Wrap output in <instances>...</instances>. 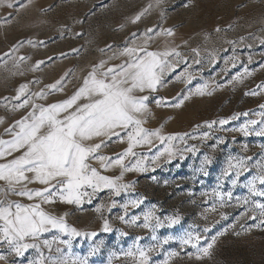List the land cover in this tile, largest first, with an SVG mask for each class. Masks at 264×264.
Listing matches in <instances>:
<instances>
[{"label": "rangeland", "instance_id": "374dc122", "mask_svg": "<svg viewBox=\"0 0 264 264\" xmlns=\"http://www.w3.org/2000/svg\"><path fill=\"white\" fill-rule=\"evenodd\" d=\"M11 3V8L0 6V140L13 139V133L19 130L17 121L28 117L34 105L38 111L39 106L62 102L64 93L73 90L65 85L72 75L82 77V73L91 71L100 61H106L105 68L123 64L128 59L120 55L125 47L142 46L149 51L175 49L180 53L168 57L173 67L162 75L157 91L143 93L149 97L150 113L144 117L146 122L142 126L161 129L164 136L187 135L183 140L172 141L171 158L164 153L155 162L152 158L169 147L167 141L161 143L153 138L152 145L134 148L137 156L126 157L125 163L130 166L138 158H147V170L125 172L120 182L131 187L119 196L104 189L94 194L90 202L85 197L80 205L59 201L43 204L45 211L65 216L69 226L87 234L74 237L71 249L58 245L63 254L88 256L99 244V251L88 256L89 264H137L134 258L121 253L137 238L141 246L155 243L151 229L141 226L143 214L154 209L164 225L156 229L155 235L161 241L167 237L174 239L151 252L149 264H161L169 252L178 255L168 259V264H264V225L256 227L260 218L250 219L253 213H246L248 206L236 200L247 195L243 185L257 174V164L264 163V135L256 134L264 128V0H159V3L11 0ZM140 13L144 14L133 23ZM150 28L153 32L148 33ZM162 29H171L174 35H157ZM186 74H191L190 81ZM237 76L241 78L235 80ZM204 84L208 85L205 94H195L196 88ZM22 85L26 87L21 93ZM190 91L193 94L182 106H173ZM253 92L256 94L252 95ZM157 99L162 100L161 106H157ZM25 100L27 105L18 107ZM234 116L237 118L232 119ZM221 119L229 123L220 125ZM250 120L257 123L249 125L248 134L239 131ZM212 121L216 123L209 128L207 123ZM120 136L123 142L116 136L106 139L98 154L115 159L124 152L128 141L124 132ZM18 155L19 152H14L0 159V163ZM206 156L210 164H203ZM229 157L246 158L250 169L242 174L236 186L230 178L222 177ZM89 163L103 175H120L118 166L104 170L97 160L91 159ZM43 187L38 182L27 184L33 190ZM214 191H231L233 199L226 200L221 207ZM135 199L143 202L139 207L129 206L125 214L122 205ZM0 200L34 202L8 192L3 181ZM98 207L100 211L96 210ZM122 215L124 221L119 219ZM133 216L140 219L131 223ZM166 217H179V223L170 225ZM105 220L110 225L109 232L103 231ZM204 228L210 230L205 233ZM193 230L201 234V246L224 233L217 236L210 257L197 259L193 248L179 243L180 237ZM122 232L126 235L122 236ZM53 236L68 239L52 231L41 240ZM56 247L54 244L49 252L41 244V251L45 256L59 257L61 253L55 251ZM0 256L5 257L0 264H28L38 253L29 249L24 256H16L6 244H0Z\"/></svg>", "mask_w": 264, "mask_h": 264}, {"label": "snow or ice", "instance_id": "6c2138e0", "mask_svg": "<svg viewBox=\"0 0 264 264\" xmlns=\"http://www.w3.org/2000/svg\"><path fill=\"white\" fill-rule=\"evenodd\" d=\"M0 6L11 8L13 4L11 0H0ZM143 14L137 15L132 22L138 21ZM147 31L151 33L153 29L150 28ZM161 34L173 36L174 32L171 29H162L157 35ZM147 39H151V37L148 36ZM120 55L128 57L123 64L105 68L106 61H100L99 64L93 66L83 79L82 86L69 99L46 107L39 106L38 111L36 110L37 106L34 105V111L29 113L28 117L17 121L19 130L13 133V139L0 140V159L10 156L14 152L20 153L7 163H0V181L7 184L8 192L34 201L30 204H22L17 201L0 200V244H6L16 256H24L29 249H35L38 256L36 259L30 260L28 264H89L88 256L99 251V244L90 250L88 256H72L70 252L68 255H64L58 245H66L71 249L74 237L87 234H82L76 228L69 226L65 216H56L45 211L42 205L54 204L57 201L80 205L85 197H88L90 202L94 194L104 189L119 196L122 191H128L131 187L120 182L125 172L147 170L145 167L147 158H138L130 166L125 163L126 157L137 156L134 148L152 145L153 138L159 139L161 143L167 141L169 147L152 158L155 162L164 153H167L171 158L174 154L171 147L172 141L183 140L187 135L164 136L161 134V129L149 130L142 126L146 122L144 117L150 113L149 97L143 93L157 91L158 86L162 84V75L167 69L173 67L169 64L168 57L179 56L180 53L175 49L149 51L146 47L141 46L125 47ZM245 73L251 75L247 69H245ZM185 78L190 81L191 74H186ZM240 78V76L234 77L235 80ZM25 87L21 86V93ZM50 87L55 89L56 85ZM207 87V84L200 85L196 88L195 94L204 95ZM192 94L190 91L173 106H182L184 100L189 99ZM207 94L210 95L211 92ZM251 94L255 95L256 93ZM27 103L28 101L25 100L18 107H24ZM156 104L161 106L162 100L157 99ZM236 118V116L232 117V119ZM215 123L216 121H212L207 123V126L211 128ZM227 123H229L227 119L219 120L220 125ZM256 123L257 121L250 120L242 125L239 131L247 135L249 125ZM121 132H124L127 138V149L118 154L115 159L99 155L98 150L105 144L106 139L110 140L116 136L123 142L124 138L120 136ZM256 134L264 135V128H261ZM95 140H99V142H93ZM188 150L191 151V149ZM91 159L99 161L104 170L118 166L121 169L120 175L115 177L103 175L100 170L90 165L89 160ZM210 163L211 160L206 156L203 164ZM256 167L258 168L257 174L252 175L243 185L247 189V195L237 197L236 200L238 204L248 206L246 213H253L250 219L260 218V222L255 226L261 227L264 225V163H258ZM249 170L246 158L229 157L222 177L230 178L231 184L236 186L242 174ZM34 182L45 185V187L35 190L28 189L27 184ZM213 194L218 197L221 207L224 206L226 200L233 199L231 191H214ZM142 202V199L129 200L122 205L125 214H127L129 206L139 207ZM114 205L115 201H113ZM96 210L100 211L101 208L98 207ZM213 211H215V206ZM119 219L124 221L125 216L122 215ZM139 219V216H133L130 222L135 223ZM165 219L170 225L179 223V217H166ZM141 226L151 229V239L155 243L141 246L138 243L139 238H137V242H134L127 251L121 254L134 258L137 264H149L150 253L174 238L167 237L161 241L155 235L156 229L164 225L160 217L155 215L154 209L143 214ZM209 230L208 228L203 229L205 233ZM52 231L66 235L68 239L64 240L59 236H53L52 239L41 240L45 233ZM103 231H111L107 220L104 221ZM223 234L221 232L217 236ZM236 234L239 235V233ZM90 235L95 236L96 233ZM121 235H126V233L122 232ZM217 236L211 237L210 242L201 246L202 236L193 230L180 237L179 243L182 247L193 248L196 258L201 259L211 256ZM41 244L49 252L52 251L54 244L57 245L55 251L61 255L59 257L45 256L41 251ZM176 255L178 253L169 252L161 264H168V259ZM0 259H5V257L0 256Z\"/></svg>", "mask_w": 264, "mask_h": 264}, {"label": "crops", "instance_id": "0c3cea01", "mask_svg": "<svg viewBox=\"0 0 264 264\" xmlns=\"http://www.w3.org/2000/svg\"><path fill=\"white\" fill-rule=\"evenodd\" d=\"M89 72H90V70L87 71L86 73H82V77H81V75H79L78 77H80V79L78 77H76L75 75H72V77H70L66 81L65 85L67 84L68 85V88H72L73 90L72 91H68V93H64V97H63L64 99L62 101L67 100L72 95H74V93L78 90V88L82 86L83 79L88 75Z\"/></svg>", "mask_w": 264, "mask_h": 264}]
</instances>
